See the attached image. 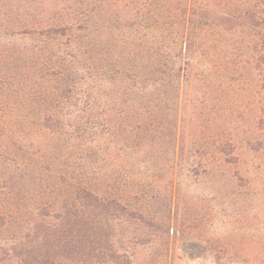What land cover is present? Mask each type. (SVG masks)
Instances as JSON below:
<instances>
[{"label":"trees","instance_id":"trees-1","mask_svg":"<svg viewBox=\"0 0 264 264\" xmlns=\"http://www.w3.org/2000/svg\"><path fill=\"white\" fill-rule=\"evenodd\" d=\"M242 77L263 118L264 0H0V264L216 250L181 229L175 181L232 180Z\"/></svg>","mask_w":264,"mask_h":264},{"label":"rangeland","instance_id":"rangeland-1","mask_svg":"<svg viewBox=\"0 0 264 264\" xmlns=\"http://www.w3.org/2000/svg\"><path fill=\"white\" fill-rule=\"evenodd\" d=\"M229 89L234 93L237 112L231 120L228 105L223 114L227 115L229 131L238 134L242 163L239 168L226 166L232 180L218 172L191 177L183 174L175 181L180 188L175 204L181 229L188 237L212 241L217 248L202 257L170 264H264V117L250 113L243 99V77ZM215 92L219 94L218 89ZM220 113L215 127L221 124ZM227 244L234 246L227 249ZM153 264L165 262L157 259Z\"/></svg>","mask_w":264,"mask_h":264}]
</instances>
